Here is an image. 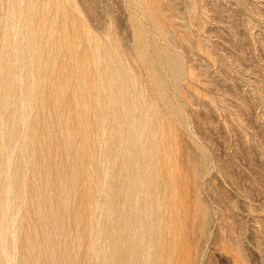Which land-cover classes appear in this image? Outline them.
I'll return each mask as SVG.
<instances>
[{
  "label": "rangeland",
  "instance_id": "374dc122",
  "mask_svg": "<svg viewBox=\"0 0 264 264\" xmlns=\"http://www.w3.org/2000/svg\"><path fill=\"white\" fill-rule=\"evenodd\" d=\"M0 264H264V0H0Z\"/></svg>",
  "mask_w": 264,
  "mask_h": 264
},
{
  "label": "bare ground",
  "instance_id": "6f19581e",
  "mask_svg": "<svg viewBox=\"0 0 264 264\" xmlns=\"http://www.w3.org/2000/svg\"><path fill=\"white\" fill-rule=\"evenodd\" d=\"M10 158H11V157H10ZM23 161H24V160H23ZM6 201H7V200H6ZM6 210H7V209H6ZM10 221H11V219H10ZM12 240H13V239H12ZM5 245H6V244H5ZM12 248H13V246H12ZM5 253H6V252H5ZM5 253H4V254H5ZM2 255H3V254H2ZM5 257H6V256H5ZM7 259H8V258H7ZM14 259H15V258H14Z\"/></svg>",
  "mask_w": 264,
  "mask_h": 264
}]
</instances>
